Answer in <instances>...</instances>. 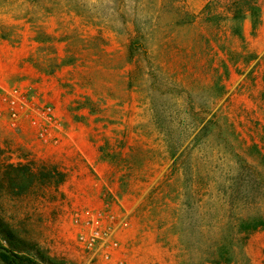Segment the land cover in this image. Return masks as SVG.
Segmentation results:
<instances>
[{
    "label": "rangeland",
    "instance_id": "obj_1",
    "mask_svg": "<svg viewBox=\"0 0 264 264\" xmlns=\"http://www.w3.org/2000/svg\"><path fill=\"white\" fill-rule=\"evenodd\" d=\"M255 1L258 26L246 17L241 38L231 0H0V217L61 264H200L229 226L264 217V0ZM51 52L73 65L75 81L62 86L90 109L113 169L103 192L83 191L95 188L94 171L72 178L81 154L65 143L56 106L34 95L28 73L12 79L27 62L49 71ZM13 88L25 96L15 125ZM46 107L53 119L38 128L33 110ZM33 162L56 163L66 180L12 195L8 165ZM86 212L101 213L104 243L91 241ZM233 249L230 264H264V230Z\"/></svg>",
    "mask_w": 264,
    "mask_h": 264
},
{
    "label": "trees",
    "instance_id": "obj_2",
    "mask_svg": "<svg viewBox=\"0 0 264 264\" xmlns=\"http://www.w3.org/2000/svg\"><path fill=\"white\" fill-rule=\"evenodd\" d=\"M232 31L243 38L242 23L251 18L252 28L256 29L260 19V7L255 0H231ZM139 46L138 39L130 42L129 52ZM8 189L12 195L19 196L27 192L34 184H47L57 188L66 180V173L56 163L8 165L5 171ZM233 229L238 235L236 238ZM258 230H264V217L248 216L228 228V234L212 245H208L201 257L200 264H230L234 261V244H246L249 236ZM239 240V241H238ZM0 263L1 264H61L47 256L35 242L20 237L0 217Z\"/></svg>",
    "mask_w": 264,
    "mask_h": 264
},
{
    "label": "crops",
    "instance_id": "obj_3",
    "mask_svg": "<svg viewBox=\"0 0 264 264\" xmlns=\"http://www.w3.org/2000/svg\"><path fill=\"white\" fill-rule=\"evenodd\" d=\"M38 41L39 39L35 38L34 42L39 43ZM50 44L56 46L58 43L54 40L51 43L49 42V45ZM26 56L36 58L38 53L35 52V49H28L24 57ZM48 56L51 57V59L53 57L55 60V64L52 65L49 71L45 72L35 64L33 65V63L27 62L24 63L22 67H19L20 70L16 76L12 77V79H20L23 75V71L24 73H28L24 78L25 81L29 82L31 87H33L34 95L39 100L41 99L46 102L49 101L56 106L55 109L57 114L62 117L65 123V143L71 145L70 150L73 152L78 151L81 154L79 155V159L75 158L73 160L79 167H76V169L72 171V178L75 179L77 173L86 171H94L96 174L91 173L92 177L97 178L95 188L86 186L83 191L98 193L106 187L108 189L109 184L107 179L112 175L113 169L111 168L110 163L101 157V153L98 149V141L90 132L94 126V118L90 113V109L84 105L78 104V101H81L83 98L79 96L76 90L73 94H68L62 86L65 80L69 82L75 81L73 74L69 72L73 65L62 64L64 54H61L60 52H51ZM75 100L77 101L76 104L78 106H74V103L70 104V102ZM84 100H86V98H84ZM83 116L86 118L84 119ZM64 171L66 172V170ZM111 188L112 187H110V189ZM123 199H125V197ZM127 205V210L132 209L134 206L133 200H129Z\"/></svg>",
    "mask_w": 264,
    "mask_h": 264
},
{
    "label": "built area",
    "instance_id": "obj_4",
    "mask_svg": "<svg viewBox=\"0 0 264 264\" xmlns=\"http://www.w3.org/2000/svg\"><path fill=\"white\" fill-rule=\"evenodd\" d=\"M9 96H11V110H10V118L13 125H15L16 121L19 119V116L23 113V111L20 110L21 106L18 104L21 102H24V97L22 92H20L17 88H13L11 91L8 92ZM35 115L32 116V124H34L36 127L41 128L45 127L46 122L52 121V113L51 108L46 107L42 109L33 110ZM89 214V212H86ZM88 217L89 220L87 221L91 225V241H97L99 243H104L106 240V236L108 233L105 230L101 229L100 224V215L101 213H98L97 215L89 214Z\"/></svg>",
    "mask_w": 264,
    "mask_h": 264
}]
</instances>
